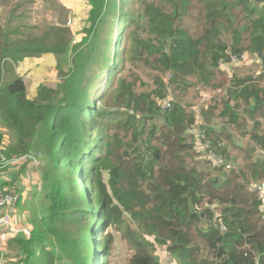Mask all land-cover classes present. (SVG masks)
Wrapping results in <instances>:
<instances>
[{
    "label": "trees",
    "instance_id": "16d2710c",
    "mask_svg": "<svg viewBox=\"0 0 264 264\" xmlns=\"http://www.w3.org/2000/svg\"><path fill=\"white\" fill-rule=\"evenodd\" d=\"M88 2L91 24L84 27L80 42L73 44L76 32L66 26H50L46 34L27 26V39L7 37L1 46L0 171L9 159L36 154L47 201L43 223L31 236L13 238L16 263L57 264L65 258L70 264H97L92 231L98 208L103 227L122 225L116 222L122 214L128 217L127 212L136 222L125 233L136 248L130 264H166L155 254L156 242L175 252L180 264H264L258 191L264 182V0H174L171 11L155 2L143 7V0L126 18L134 29L146 22L149 35L140 38L131 32L132 44L125 50L130 61L138 54L143 57L142 44L157 55L149 60L156 71L153 83L142 90L140 77L117 75L112 26L118 1ZM233 7H240L248 19L240 27ZM191 8L204 15L194 35L178 22ZM121 21L127 25L125 18ZM50 52L58 56L57 80L41 82L30 98L33 68ZM218 73L226 76V85L216 84ZM105 74L108 83L97 106L89 94L96 78ZM195 76L205 94L220 87L226 96H207L201 107L175 98L171 91L182 83L193 86L188 78ZM105 98L112 100L106 108ZM241 106L255 125L227 140L225 134L246 122ZM89 113L92 124L85 119ZM146 119L152 121L149 129ZM111 124L117 131L134 132L137 145L125 157L114 153ZM159 125L164 129L160 144L152 140ZM4 128L16 135L15 143L6 145ZM215 157L222 163L216 164ZM87 174L95 208L82 189ZM7 188L19 193L20 187L12 182ZM113 237L109 233L102 238L103 254Z\"/></svg>",
    "mask_w": 264,
    "mask_h": 264
},
{
    "label": "rangeland",
    "instance_id": "374dc122",
    "mask_svg": "<svg viewBox=\"0 0 264 264\" xmlns=\"http://www.w3.org/2000/svg\"><path fill=\"white\" fill-rule=\"evenodd\" d=\"M117 1L119 3L118 9L113 17L118 18L115 20L112 26L113 49L115 48L116 52L118 53L117 61L120 65V68L117 71V75L119 78L121 76H127L129 80H134L137 77H140L142 82V88H140V90L148 89L153 83V78L156 74V71H154L153 69V63H151L149 60H155L157 55L149 54L143 47V44L140 45L141 51L143 52L142 58L140 57V54H138L136 58L133 57L130 61L129 59H127L125 53L127 47L131 46L132 44V39L129 37L131 32H135L137 37L140 38H145L149 35V32L146 31V22L142 21L141 25L137 29H134L133 25L129 22V19L126 18L128 15L127 13L131 10H139L143 0H132L130 4H128L127 0ZM151 2L162 5L165 10L171 11V5L174 0H144L143 7ZM127 6L128 9L126 10V13L121 15L123 17H119V10H121L120 12H122V8H126ZM89 10L90 6L88 0H0V57L1 52L4 48H1L2 43L7 40V37H9L10 40H14V38H23L19 40L28 38L26 30L24 29L27 28V26H36L40 29H45V34L50 31V26H66L76 32L73 33V44L80 42L85 36L84 27H89L91 24L88 19ZM120 12L119 15L121 14ZM232 12L233 14H238V20L235 22V25L237 27H240L243 22L248 20L247 18H244L245 12L242 11L240 7H233ZM191 15H194L195 19H191ZM122 18L126 19L127 25L124 24V21H121ZM203 18L204 15L200 13V9L191 8L187 10L186 14L182 15L181 18H179L178 22L183 26H189V32L194 35L195 33H198V23ZM23 25L24 27L21 28ZM20 28L21 30H19ZM27 31L30 32V29H28ZM34 32L37 33V31ZM247 34L248 31H245V35ZM53 36L54 34L52 35V37ZM104 37L105 34L102 33V38ZM49 43L50 41H48V44ZM13 46H11V48ZM123 47L124 51H122ZM40 58L41 57H35L34 61H38L40 60ZM244 58H246V56ZM39 64L40 66H36L33 68V72H36V75L30 78L31 83L29 96L36 93V86L41 82L57 80V72L55 69L58 68V56L56 53H48L46 57L40 61ZM63 68L65 71L68 70L67 65H64ZM217 78L218 79L216 84L221 85L220 82H224V84L226 85V76L223 73H218ZM164 80L166 83H168V78L164 77ZM188 80L194 82L195 84L191 87H187L184 83H182L180 84V89L171 91L175 98L183 100V102L185 103L193 102L197 104V107H201L204 104V99L202 98H206L210 95H215L218 98H223L224 96H226V94L223 93L222 90L203 94L202 91L206 89V87L203 84L199 83L196 76L189 77ZM95 81L96 83L91 87V93L89 95L91 97V100L94 101L97 106H99V98L103 90L106 88V83H108V75L105 74L103 77H98ZM108 102L112 103V100L110 98H105L103 101V106L105 107L106 103ZM167 102L168 101H166V103ZM240 108L243 110L244 115L246 116V122L242 126L232 128L230 132L225 134L228 137L227 140L234 138L238 139L241 134L250 131V128H253L255 125V119H251L249 117V111L246 110L245 106H241ZM92 114L89 113L85 116L87 123L92 124ZM151 122V120H145V124H147L148 129L150 128ZM3 130L6 134V145L13 144L18 140L15 134H9L8 129L4 128ZM163 133L164 129L161 125H159V129L153 136L152 140L160 144L161 140L163 139ZM96 134L97 130L94 129L92 139ZM110 134L115 136V146L113 150L115 155L119 158L126 156L124 155V152H132L137 145L134 137V132H130L129 128L117 131L114 128L113 124H111ZM246 136L247 135H244L242 139H245ZM242 143L244 145H247L244 142ZM234 154L238 155L239 150L235 149ZM176 162H179V158L176 159ZM8 165L13 166V169L11 167L9 168L11 174H15V172H17L14 181L15 184L20 188H23L24 184L26 185L24 186L25 193L22 194V199L18 194V208H24L31 214L22 219L20 224L16 223L14 226L2 228L1 230L4 232V234H11L16 230L21 231V228L26 226L30 228L32 234L33 228L38 227V225L40 226L47 214V208L45 204L47 203V201L44 200L43 196L44 183L41 169L42 161L36 154L30 153L28 157L21 158L20 156H17L16 158L9 159ZM5 168L2 170L3 174H5ZM85 178L86 179L84 180L82 189L85 190L87 197L91 202L90 207L95 208V196L93 194L94 189L92 187L93 181L88 174L85 176ZM205 206H207V204H205ZM215 207H217V205H215L214 208ZM99 211L100 210L97 208L95 213L96 220L94 222L95 229L92 231V239L95 241L94 243H96V247L93 243V249H95L96 253L98 254L95 257L96 263L99 264L101 262V264H130L132 258L136 254V248L132 245L131 242H128L125 233L128 230L129 226L131 228H136V222L131 220L129 213L127 212L128 217H124V215L122 214V221L116 222L122 223V225L115 224L113 226L103 227L101 224H99L97 219V214L99 213ZM125 218H130V220L127 221ZM109 233L114 234V237L112 238L110 248L107 250V254H103V250L101 248V245L103 243L102 238L108 236ZM146 236L154 242L156 241L155 236ZM156 245L157 250L155 251V254H157L164 263L180 264L179 256L175 252L170 251L167 245L157 242ZM52 247V245L47 246L48 249ZM56 263L70 264V261H68L67 259L65 260V258H61L58 259ZM30 264H36V261H30Z\"/></svg>",
    "mask_w": 264,
    "mask_h": 264
},
{
    "label": "crops",
    "instance_id": "0c3cea01",
    "mask_svg": "<svg viewBox=\"0 0 264 264\" xmlns=\"http://www.w3.org/2000/svg\"><path fill=\"white\" fill-rule=\"evenodd\" d=\"M31 77H33V76H31ZM38 85L36 87H38ZM219 90H221L220 87L212 90L211 92H217ZM36 93H37V91H36ZM36 93L30 95L29 97L33 98L36 95ZM202 93L205 94L203 91H202ZM216 164H218V163H216ZM4 166L6 167L5 168V174H3L2 171H0V191L8 189L7 187L10 186V183L15 181L16 173H17V172H15V174H11L9 168L11 167L13 169V166L8 165V164H4ZM24 186H26V185L24 184ZM24 186H23V188H19L18 194L20 195L21 199H22V194L25 193V191H24L25 187ZM17 212L18 213L15 216V222L18 224L21 223L22 219L26 218L29 214H31V213H29V211L25 210L24 208H20V209L18 208ZM1 229L2 228H0V264H17L16 262L18 261L19 253L17 252V247L13 244V238L20 236V235H17L14 233L4 234V232ZM11 243H12V245H11Z\"/></svg>",
    "mask_w": 264,
    "mask_h": 264
},
{
    "label": "built area",
    "instance_id": "2783aa9c",
    "mask_svg": "<svg viewBox=\"0 0 264 264\" xmlns=\"http://www.w3.org/2000/svg\"><path fill=\"white\" fill-rule=\"evenodd\" d=\"M214 159L216 160V163L218 164L222 163L221 158L215 157ZM258 191H259L260 199L262 201L263 212H264V182L259 185ZM18 203H19V195L16 191L14 190L0 191V227L1 228H8L16 224L15 216L18 210ZM14 233L17 235L28 237L31 235V230L30 228L24 226L21 228V231L16 230ZM20 264H25V263L22 262Z\"/></svg>",
    "mask_w": 264,
    "mask_h": 264
},
{
    "label": "clouds",
    "instance_id": "9594fccd",
    "mask_svg": "<svg viewBox=\"0 0 264 264\" xmlns=\"http://www.w3.org/2000/svg\"><path fill=\"white\" fill-rule=\"evenodd\" d=\"M6 190H9V189H6ZM3 191V190H2Z\"/></svg>",
    "mask_w": 264,
    "mask_h": 264
}]
</instances>
